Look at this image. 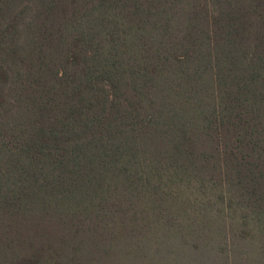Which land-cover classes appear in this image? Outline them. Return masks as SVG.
<instances>
[{
    "label": "trees",
    "instance_id": "obj_1",
    "mask_svg": "<svg viewBox=\"0 0 264 264\" xmlns=\"http://www.w3.org/2000/svg\"><path fill=\"white\" fill-rule=\"evenodd\" d=\"M229 236L264 242V0H0V264Z\"/></svg>",
    "mask_w": 264,
    "mask_h": 264
},
{
    "label": "rangeland",
    "instance_id": "obj_2",
    "mask_svg": "<svg viewBox=\"0 0 264 264\" xmlns=\"http://www.w3.org/2000/svg\"><path fill=\"white\" fill-rule=\"evenodd\" d=\"M229 236L228 239H219V252L192 253V256L183 259H172L170 255L154 254L146 256L141 253L125 255L121 248H115L108 257L97 258L96 264H264V242L258 240L250 244H242ZM213 244V242H211ZM217 246V245H216ZM126 252H132L133 247H126ZM204 250L203 248H201ZM93 256V259L95 257Z\"/></svg>",
    "mask_w": 264,
    "mask_h": 264
}]
</instances>
